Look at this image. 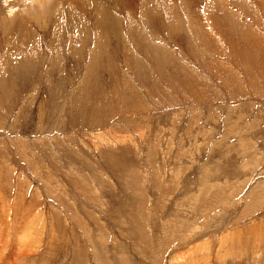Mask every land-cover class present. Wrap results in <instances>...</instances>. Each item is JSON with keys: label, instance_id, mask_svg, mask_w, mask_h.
I'll return each mask as SVG.
<instances>
[{"label": "rangeland", "instance_id": "374dc122", "mask_svg": "<svg viewBox=\"0 0 264 264\" xmlns=\"http://www.w3.org/2000/svg\"><path fill=\"white\" fill-rule=\"evenodd\" d=\"M0 264H264V0H0Z\"/></svg>", "mask_w": 264, "mask_h": 264}, {"label": "bare ground", "instance_id": "6f19581e", "mask_svg": "<svg viewBox=\"0 0 264 264\" xmlns=\"http://www.w3.org/2000/svg\"><path fill=\"white\" fill-rule=\"evenodd\" d=\"M15 204V203H14ZM29 215V214H28ZM28 230V229H27ZM27 233V232H26Z\"/></svg>", "mask_w": 264, "mask_h": 264}]
</instances>
